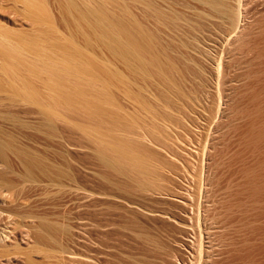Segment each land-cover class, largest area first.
Segmentation results:
<instances>
[{
	"label": "rangeland",
	"instance_id": "obj_1",
	"mask_svg": "<svg viewBox=\"0 0 264 264\" xmlns=\"http://www.w3.org/2000/svg\"><path fill=\"white\" fill-rule=\"evenodd\" d=\"M0 1V24L3 25V21L7 20L6 12L9 10V3L7 4L5 1L6 4L2 5L4 1ZM134 1L137 0H103L105 5L103 7L106 8L105 11H109L108 15L111 18L117 16V20L118 18L121 20L119 19L120 23L117 20L116 22L120 25L123 23L122 27L125 26V28H120V25L114 21L116 30L120 28L118 30L131 33L138 39L134 30L137 23H140L142 28L143 25L144 28L146 27L145 30L149 31L150 37L142 38L141 42L151 51L152 58L150 60L153 62H148V67L151 69L148 71L146 68L145 72L140 71L141 73L138 72L135 75L121 63L119 66L118 61L114 60L115 58L112 59L113 56H109L110 54L108 55L106 50H96L100 52L98 54L101 55H99L102 58L101 61L111 68L110 71L112 70L113 73L119 71L122 73L121 75H124V78L122 77L124 85L121 84V81L120 83L116 82L114 78L107 81L109 87L107 90L113 97V101L109 103L104 101L105 99L94 100L96 106L100 107V112L88 114L89 124L86 125L85 137L74 127L76 122H72V120L69 135L59 132L53 136L51 133L49 135L45 129H38L35 124H29V115L23 110L17 109L13 101L11 107L9 103L11 99L8 100L6 97L8 95L5 94V96L1 92L0 264H180L179 258L189 262L190 256H195L194 254L192 256L190 252L191 244L195 242L193 239L197 238L195 236L197 229H195L194 206L199 189L203 184L206 169L214 172V180L211 185L214 184L216 188L213 185V190L216 189L217 192L220 190V195H214L223 199H220L218 205L215 203L208 207L210 209L208 216L213 218L217 216L215 219L219 218V221L222 219L224 221H221L222 224L227 225L226 230L222 231L226 226L221 229V222L216 220L219 223L217 226L221 225L216 232L218 233L219 230V233L222 232L218 233L219 235L216 233L217 236L223 238L224 243H228L230 237L234 243L244 237L243 180L246 177L244 168L249 166L251 168L253 163H259V160L257 161L259 156L260 160L264 158V147L261 146L260 141L257 144L260 146L256 147H259L260 150H255L256 152L252 150L254 153H251V151H247L248 149H244V138H248L246 136L248 122L251 125L253 123L251 126L252 137L258 138L257 140L253 138L254 141L259 140L260 125L258 126L257 123L259 124L261 120L260 117L257 118L259 116L258 105L261 103H259L261 98H264L261 97V94L264 95V0H242L246 7V21L249 22L247 24H250L248 27L251 28H249L248 37L252 38H246L248 42L245 41L240 49L238 48L235 57L230 61L232 63H228L232 67L229 66L231 76L222 73L224 78L221 76V79H225L226 82L222 81L220 86L216 82L214 61L221 49L222 33L226 31L227 26L225 23L221 24L222 21L214 12L208 10L206 6H201L196 0H138L139 4ZM148 1L150 5L156 6L153 7L156 10L149 9L150 5L147 8ZM233 1L235 3V0L229 3L232 4ZM53 5H56L55 2ZM144 8H147V11ZM157 11L161 13H159V17ZM54 12L57 17L56 9ZM150 12L153 15H150ZM132 14H135L134 16L137 18L135 24L133 19L135 17ZM182 16L183 18H181ZM56 19L61 20V15L59 14ZM177 20H179L178 23ZM62 21L63 26L65 19ZM60 23L61 21L56 24ZM58 25H56L58 30H62V26ZM134 25L136 27L133 29ZM156 40L157 42L154 43ZM156 59L159 62H156L158 61ZM253 73L255 74L253 75ZM163 75L166 77L164 78ZM124 80L125 82H123ZM127 80L128 83H126ZM227 82L233 88H230ZM117 85L119 87L122 85V88L120 87L122 90H119ZM224 86L233 90V96L230 102L231 107H228L231 110H227L229 113L226 111L228 116L222 120L216 113L218 111L216 107L219 102L218 87L219 89L221 87L222 90V87L225 88ZM135 99L139 101L137 102ZM236 103L240 104L239 107ZM117 105L121 107V110ZM243 111H249L248 117L251 112V119H248ZM252 116H254L257 129L254 127ZM21 121L26 122L30 127L22 128ZM216 124L221 125L222 130L220 129L219 134L221 133L222 136L217 135L215 140L217 144L214 143L213 148L209 150L212 144L210 136L213 135V128ZM94 127L100 128L101 133L97 134L98 136L100 134H104V136L113 134L114 137L119 135L116 143L112 140L113 136L112 138L110 135V137L101 136L104 141L111 139L115 143V146L112 143L114 148L124 144L125 152L135 153V157L130 156L133 159L136 158L135 162L128 161L129 164H134L133 167L130 165L131 171L130 167H127L129 165L120 164L123 158L119 159L120 162L117 160L118 158L116 160V157L113 158L115 154L117 155L116 152L113 154L108 152L112 154L109 158V154L98 155L94 138L98 139L99 137L96 138ZM241 136L243 139L240 138ZM125 137L129 138L127 144L132 142L135 145L138 141V145L136 144L133 148V145H125ZM123 147L121 145V148ZM21 148H27L31 154L45 156L48 163L56 168L59 167V170L65 169L66 178L60 177V174L56 177L53 175L54 173H48L45 175L46 177L43 174L34 173L31 175L32 179L28 176L26 178L18 157ZM255 154L257 158L252 157ZM99 157L109 163L103 164ZM110 158L114 159L113 163L112 160L108 161ZM252 158H255L254 161ZM128 162L125 160V163ZM136 162L141 166L139 167ZM256 170L255 172L258 173L259 171ZM241 172L243 173L241 174ZM232 178L233 180H231ZM222 180L224 181L222 182ZM222 190H225V196ZM216 191L214 190V193H217ZM255 196V199L259 200L263 194L257 193ZM218 200L216 198V202ZM219 204L224 208H221ZM241 207L242 210L239 209ZM257 207L260 206L256 205L255 207L254 205V211ZM254 211H250V214L253 215ZM214 213H217L219 217ZM194 222L195 225H193ZM254 228L256 227L252 226V230L250 228L249 230L255 232ZM261 247L257 243L255 249L254 246L251 249L254 254H250L254 256ZM234 248L231 250L232 252ZM245 248L243 247L240 253L235 248L233 253L236 256L231 253L230 256H234L238 261L239 257H247L246 254L251 250L246 248L247 252ZM237 263L239 262L235 264Z\"/></svg>",
	"mask_w": 264,
	"mask_h": 264
},
{
	"label": "bare ground",
	"instance_id": "obj_2",
	"mask_svg": "<svg viewBox=\"0 0 264 264\" xmlns=\"http://www.w3.org/2000/svg\"><path fill=\"white\" fill-rule=\"evenodd\" d=\"M3 1H2L3 2L2 5L4 3L6 4V2H7V4L9 3V5H8L9 8L7 6V8L9 10H8V12H6L7 20L3 19L4 20L3 25L0 24V94H2V93L4 95L7 94L8 96H6V95L5 96L7 97L8 100L11 99L9 101V103L11 104V107L13 105L11 102L13 101V103L16 104L17 109L23 110L25 113H27L29 115L28 116V118L30 119L28 122L29 124H35V126L38 129H40V128L45 129L46 131L49 132V135L51 133L53 136V134H55L57 132L69 135L71 132V120H72V122L73 121L76 122L74 127L80 133H82V135L85 137L86 131H87L86 125L89 124L88 114L100 112V107L96 106V103H94V100L102 101L105 99L104 101H107L109 103H111L113 101L112 100L113 97H111V95L108 93V90H107L109 88L107 81L109 82L111 80V78H114V79H116V82L118 81L120 83V81H121V84H122V80L124 78L123 77L124 75H121L122 73H119V71H117V72L115 71L116 73L115 72L113 73L112 70L110 71L111 68H108L106 66L107 64L105 65V62L101 61V59H102V58H100L101 55L98 54V53H100L99 52L100 49H102L103 51L106 50V52H108V55L110 54L109 56H111V57L113 56L112 59L115 58L114 60L118 61L119 66H121V64H122L123 66H126V68L128 67L130 69L131 73H134L135 75H137L136 73H138V72L141 73L140 71L145 72L146 68L148 69V71H149V69H151V67L150 68L148 67L149 66L148 62H150V63L153 62V60H150L152 58L151 57V55H152L151 51L148 47L143 45V43L141 42L142 38L143 39L148 38L150 33L148 30H145L146 27L144 28V25L142 28L140 26V23H137V21L135 20L137 18H136V16H134L136 13L134 15L132 14L135 18H133V16H131V17L134 19V24L135 23L138 24L137 27L135 25L133 26V29L136 27V29H134V30L137 34L136 36H138V39H137V37L132 36L131 33L128 34L127 32L118 30L120 28H125V26L124 25H123V27L121 26L123 23H121V25L118 24V23H120L119 21L121 19L118 18V20H117V16L116 17L113 16L111 18V16L108 15L109 11L108 12L105 11L106 8L103 7V6H105L103 4L104 3L103 0H102V2H101V0H53L56 4L55 6L53 5L54 2L53 3L51 2L52 0H50L51 4H50L49 0H3ZM137 1H134V2H137ZM196 1L198 4L200 3L201 6H206L208 10H211L212 12H214L215 15L218 17V19H220V21H222L221 24L225 23V26H227V29L225 28L226 31L225 32L223 31V33H222L223 36L221 35L222 36L221 37L222 45H220L221 49H220L219 53H217L218 55H217L216 61H214L215 68H216V82L218 83V86H220L221 85L220 83H222V81L226 82L225 79L222 80L221 78L223 77V75L229 74V72H230L229 70L232 68L230 66V64L228 65V63L232 60V58L235 57L234 56L235 53L238 52V48L240 49L242 44L246 41V38H248V39L252 38V37H250V38L248 37L249 28H250L248 26L250 24H247L249 22L246 21V19H247L246 18L247 17L246 16V10H245L246 7L243 5L242 0H235V3L233 1L232 4L229 3V2H232V0L231 1H226V0H196ZM147 4L146 5L148 8L150 5V2ZM160 4H162V3H160ZM165 5H167V4L165 3ZM154 6L150 5L149 9L152 8L153 11L156 10V8H153ZM134 8H136V7H134ZM147 8H144V9H146V11H147ZM168 8H169V6H168ZM55 9L58 12L56 14H58V15L60 14L62 19H65V21H64L65 24H63V26H62V22H63L62 19L61 20L56 19V18H58V15H57V17L54 15ZM3 10H5V8ZM162 11H164V10H162ZM137 12H138V10H137ZM156 13H158L157 14V16H158L160 12L157 11ZM4 14H5V12H4ZM110 14H111V12H110ZM176 14L178 15V13H176ZM207 14H209V13H207ZM150 15H153V14H151V12H150ZM4 17H5V15H4ZM145 17H147V16H145ZM158 17H156V18L158 19ZM167 18H169V17H167ZM181 18H183V16ZM133 19H132V21H133ZM195 19H197V18H195ZM213 19H214V17H213ZM59 20L61 21V23L58 25L56 23L60 22ZM116 20L118 23L116 22ZM211 20H212V18H211ZM114 21L118 25H120L119 26L120 28H117V30L115 29ZM164 21H165V19H164ZM178 21L179 20H177V23H178ZM180 22H182V21H180ZM56 25H58L59 27L62 26L61 27L62 30H58ZM118 25H117V27H118ZM160 25H162V24H160ZM181 25H183V24H181ZM185 27H186V25H185ZM149 28H150V26H149ZM161 28L163 29V27H161ZM139 38H141V39L139 40ZM156 42H157V40L154 43H156ZM246 42H248V41H246ZM160 47H162V46H160ZM96 50H99V51L97 52ZM148 58H149V61H148ZM158 59H156V60H158ZM156 62H159V60ZM160 62H162V61H160ZM154 63H155V59H154ZM230 63H232V62H230ZM248 64H250V63L248 62ZM157 66H158V63H157ZM252 67H251V69H252ZM123 68H121V69H123ZM121 71H123V70H121ZM152 72H154V71H152ZM222 73H224V74L222 75ZM243 74H244V72H243ZM254 74L255 73H253V75ZM135 75L132 74V76H135ZM165 77L166 76H164V78ZM159 78H162V77L159 76ZM123 82H125V80ZM228 82H230V80ZM126 83H128V80ZM252 83L254 84V82H252ZM116 84H118V83H116ZM129 84H131V83H129ZM229 84L230 83H228L227 85L229 86ZM122 85H124V84H122ZM122 85H120V87ZM246 85H247V83H246ZM126 86H128V85H126ZM138 86H140V85H138ZM118 87H116V88H118ZM121 88L119 90H122ZM225 88L222 87V90H221V87H220V89L218 87V95H219L218 107H216L214 104V106L216 108H218V111L217 112L215 111V112L218 114V117H220L222 120H223V118L228 116L227 114L229 112L227 110L228 109L231 110V108H228V107H231L230 102H231V99L233 96L232 95L233 90L232 89L230 90V88H233V87H230L229 89L228 88L225 89ZM135 89H137V88H135ZM235 91H237V90H235ZM117 93H118V91H117ZM124 94H123V96H124ZM258 95H260V94H258ZM261 97H264V95L261 94ZM107 98H110V99H107ZM136 98H138V97H136ZM261 99H260L261 101H259V103L260 102L261 103H260V105H258V107H259L258 108V113H259L258 115L259 116H257V118L260 117L259 119L261 120L259 124L257 123L258 126L260 125V130L258 132L259 140L256 142L254 141L255 137H252V132H251V126H253V123L251 125L248 122L250 120L247 121L248 124H247V128H246V133H247L246 136L248 138L247 139L244 138V140H245L244 141V149L245 148L248 149L247 151H251V153L253 151L259 149V147L256 148L257 146H260V145H257V144H259L258 143L259 141H260L261 146L264 147V98H261ZM216 101H218V100H216ZM128 102L130 103L129 100H128ZM235 102H237V101H235ZM239 105H238V107H239ZM13 107L15 108V105ZM118 108H119V110H121L120 106H118ZM140 108H141V106H140ZM146 108H148V107H146ZM234 109H233V111H234ZM226 111L228 112L227 114H226ZM249 111H250V109H249ZM248 112L243 111V113H246L245 114L246 117L248 119L249 118L251 119V115H250L251 112L249 114L250 117L247 116ZM256 112H257V110H256ZM254 113L255 112H253V114ZM252 117L254 120V116H252ZM221 119H219V120L221 121ZM20 124L22 125V128H24V129L25 128L27 129L30 127V126H28V124L26 122H23V121H21ZM167 124H169V123H167ZM219 125L220 124H216L215 127L213 128V130H214L213 135L210 136L211 137L210 143H212V144L210 145L209 150L211 148H213L215 140L217 139L216 137H218L217 135L219 134L220 129H221V125L220 126ZM224 125H225V123H224ZM244 125H246V124H244ZM254 127H256L255 126V120H254ZM254 127H252V128H254ZM222 128H224V127H222ZM244 129H245V127H244ZM256 129H257V127H256ZM88 131H90V130H88ZM223 131H224V129H223ZM94 132L96 133V135L97 134L99 135V133H101L100 128L94 127ZM220 134H219V136H222ZM98 135L96 136V138L99 137L98 139L94 138V141L96 143V149H97V152L99 153L98 155H100V154L101 155L102 154L107 155L109 153L113 154L116 152L117 155L115 154L114 157L113 156L112 157L113 158L116 157L115 160L118 158L117 159L118 161L120 158H123L122 160H124V161L122 162V160H121L120 164L123 163L124 165H129L127 167H130V165H132V167L134 166V164H129V162L130 161H131L130 163L135 162L136 158L133 159V157H135V155H134L135 153L131 154L130 152L127 153L128 151L125 152L124 147H123L124 144H120L119 145L120 147H115V148L113 147V145L116 143L115 141L119 137L118 134L115 137L113 134H111V135L108 134V136L110 135L111 138L113 136L112 140H114L115 143H113V141L111 139H108V138H107L108 142L104 141V138L101 139V136L106 137L107 134H106V136H104V134H100V136H98ZM243 135H245V134H243ZM242 136L240 138H242ZM33 137L36 138L37 136H33ZM114 138H116V139H114ZM132 138H134V137H132ZM46 139H48V138H46ZM122 139L124 140L123 136H122ZM122 139H121V143H122ZM257 139H255V140H257ZM48 140H50V139H48ZM48 140H46V141L48 142ZM125 140H126V141H124V142H126L125 145H128V144L133 145L132 148L134 146H136L137 143H139L137 141V143H135V145H134V143L132 144V142L127 144V142H129V138L125 137ZM106 143H107V145H106ZM109 143L111 146L109 145ZM112 143H113V145H112ZM215 144H217V143H215ZM3 145H6V144H3ZM121 145L123 148H121ZM214 148H215V146H214ZM263 152H264V150H263ZM251 153H249V154H251ZM112 154H109L108 158ZM131 155L133 157H130ZM18 157L20 158V164H21V167L23 169L22 172L24 173V175H26L25 176L26 178H27V176L31 177V175H33L34 173L43 174L44 177H46L45 175L48 173H51V174L54 173L53 175H55L56 177L60 174L59 176L62 178H66V176H67V172L65 169L59 170L58 166H57L58 168H56L52 164H49L47 161V158L45 156H39V155L31 154V152L27 148H21V150L18 152ZM246 157H248V156H246ZM252 157H256V154H255V156H252ZM99 158L102 159L100 161L104 160L102 157H99ZM207 158H208V156L206 157V159ZM105 159H107V158H105ZM254 159L255 158H252L253 161H254ZM110 160H112L111 162L113 163L114 159H111V158L108 159V161H110ZM125 160H126V162H128V161L129 162L125 163ZM258 160H259V163H257V162H256V164L253 163V165H255V166L250 164L253 167L251 166V168H250V166H249V167L244 168L245 172H247V173L244 172V174L246 175V177H244V180H243V178H241L242 176L240 175L241 176L240 178L244 181V187H243L244 188V193H243L244 202L242 200V202L244 203V208H243L244 209V224L242 223L244 226V237L242 238V240L239 238L241 241L238 239V241H240L239 243H237L238 241H235L236 243H234L233 242L234 240H232V238L230 236H229L230 237L229 242L224 243L223 238H220L219 236H217V234L220 232V230L218 233L216 232V231H218V229L221 226L220 225L218 227L217 224L219 225V223L222 221V219H220L221 221H219L218 220L219 218L215 219L217 216L214 218L212 216H208V212L210 210V209H208V207L213 206V204H215V203H217L216 205H218V202H220V199H222V197L220 196L221 198L219 199V197H216L214 195V194H216L217 196L220 195V193H219L220 190L218 189L219 191L217 192L216 189H214L219 194L214 193L213 187H215V185L214 184H213L214 186L211 185L212 180H214V174H213L214 172L206 169L207 171H206V173L203 177V181H202L203 184L201 185L199 192H198L197 200L195 203L196 205L194 204L195 205L194 206L195 207L194 208V214H195L194 219L196 222L195 229H197V231H196L197 234L195 233L196 235L195 234L194 235L197 236V238L192 236L193 238H196V239H193V241L195 240V242H193L191 244L192 246H191L190 254L192 256L194 254L195 256H193V257L190 256L189 262L179 258L180 264H231L237 259H235L234 256L231 257L230 253L234 255L235 253H233V252H235L236 249L239 250V253H240V252H242L243 247L244 248L246 247L250 251L253 248V246L255 249V245L257 243L260 244L262 247H261V249H259L257 251V253H255L254 256L251 255V254H254V252L252 250H251V252H248L245 248V250L248 252L247 253L245 251L247 253L246 254L247 257H245V256H244V258L239 257L240 260L239 261L237 260L236 262H239L237 264H264V158L262 160H260V156H259V158H257V161ZM106 161L107 160L103 161V164L105 163V165H106L107 163H109V162L106 163ZM118 161H115V162H118ZM207 161H209V160H207ZM138 164H140V163H137V165ZM107 166H109V165H107ZM208 166H210V165H208ZM132 167H130V169H129L130 171H131ZM139 167H134V168H139ZM254 167H255V169H254ZM121 168H123V167H121ZM247 168H249V169L247 170ZM257 168L259 170H256ZM255 170L259 171V172L256 173ZM125 172H126V170H125ZM242 173L243 172H241V174ZM216 175H217V173H216ZM221 175H222V173H221ZM245 175H243V176H245ZM247 176H250L252 178L249 179V177H247ZM226 177H229V176H226ZM31 179H32V177H31ZM216 179L218 180V178H215V180ZM231 180H233V178ZM223 181L224 180H222V182ZM242 184H243V182H242ZM228 185H230V184L228 183ZM10 186H12V185H10ZM224 191H223V194H224ZM241 191H243V190H241ZM257 193L259 195L263 194V196L259 197V198H261L259 200L255 199V197L257 196V195L255 196V194H257ZM237 195H238V193H237ZM195 196H196V194H195ZM224 196H225V194H224ZM233 197L236 198V196H233ZM216 198H217V200L219 199L217 202H216ZM241 198L243 199V196ZM223 204H224V202H223ZM236 204H237V201H236ZM239 204H240V202H239ZM254 205H255V207H256V205H259L260 207L259 208L257 207L258 209L255 208V211H254ZM221 206H223V205H220V207ZM252 207H253V209H252ZM218 208H219V206H218ZM221 208H224V207H221ZM239 209L242 210V207ZM252 210L254 212H256L255 214L253 212V215L250 214V211H252ZM217 211H215V212H217ZM222 211H223V209H222ZM218 212H220V211H218ZM220 213H222V212H220ZM237 213H238V211H237ZM248 213H249V215H247ZM214 214L218 215L217 213H214ZM214 214H212V215H214ZM218 217H219V215H218ZM238 218H239V216H238ZM242 218H243V216H242ZM216 220H218L219 223H217L218 221L216 222ZM195 222L193 225H195ZM222 222H224V221H222ZM222 222H221V224H222ZM225 222H226V220H225ZM183 225H184V223H183ZM223 226L224 225L222 224L221 229ZM225 226H224L225 228L222 229V231L226 230L227 225H225ZM252 226L256 227V228H254L255 232H251ZM190 228H191V226H190ZM249 228L251 230H249ZM254 229H253V231H254ZM240 231L242 232V230H240ZM221 233H219V234H221ZM225 236H227V234H225ZM258 247H259V245H258ZM258 247H257V249H258ZM233 248H234V251L232 252L231 250ZM240 248H241V250H240ZM248 254H250V255L248 256ZM235 256H236V254H235ZM239 256H240V254H239ZM194 257H195V259H193ZM231 259H233L234 261ZM235 263H233V264H235Z\"/></svg>",
	"mask_w": 264,
	"mask_h": 264
}]
</instances>
